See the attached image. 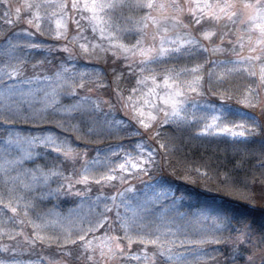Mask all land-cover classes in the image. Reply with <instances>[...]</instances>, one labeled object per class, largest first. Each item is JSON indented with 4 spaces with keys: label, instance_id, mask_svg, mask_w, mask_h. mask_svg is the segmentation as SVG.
<instances>
[{
    "label": "snow or ice",
    "instance_id": "obj_1",
    "mask_svg": "<svg viewBox=\"0 0 264 264\" xmlns=\"http://www.w3.org/2000/svg\"><path fill=\"white\" fill-rule=\"evenodd\" d=\"M262 92L264 0H0V264H217L210 245L264 264L248 216L191 211L192 192L153 176L173 151L166 128L264 137L244 110ZM113 128L127 146L89 159ZM249 159H177L173 173L251 204L264 151ZM62 197L77 199L62 210Z\"/></svg>",
    "mask_w": 264,
    "mask_h": 264
},
{
    "label": "trees",
    "instance_id": "obj_2",
    "mask_svg": "<svg viewBox=\"0 0 264 264\" xmlns=\"http://www.w3.org/2000/svg\"><path fill=\"white\" fill-rule=\"evenodd\" d=\"M59 53H52L50 56L44 57V53H37L36 58L51 59L55 62V58ZM183 61L177 63V67L182 66ZM45 67H49L45 65ZM99 67L102 70H107V67L103 64V61L99 62ZM110 78V77H109ZM128 85H122L127 87ZM96 93H94L95 95ZM99 95L105 96L106 93H100ZM67 102V101H65ZM257 121L264 125V104L260 107H256L253 110ZM24 131H29L28 125H20ZM195 128L193 129H176L166 128L165 132L168 134V142L172 146L173 151L169 154V163L164 165L163 169L157 168L159 176H164L171 182L174 188L179 189L181 192L190 191L193 193L191 200L188 202L191 211L205 206H222L224 208L233 210V214L239 217L240 215L248 216L254 223L253 228L256 229L257 234L261 229H264V189L259 185L253 189L255 196L254 201L251 204H246L242 201L233 199L232 197L225 196L223 193H217L215 191H205L201 187H197L183 179L179 178V173H173V168L176 167L177 159H186L191 161L194 165H208L211 168L217 166L227 165L234 157L240 155H247L250 157L248 161V169L251 170V165L256 162V158L261 151H264V137L260 135L250 136L247 139H231L228 137H212V136H195ZM80 143V142H77ZM123 143L127 146V139L123 132L117 129H111V134L105 132L103 137L96 142H90L87 144L88 156L94 157L96 151H106L110 146ZM84 145L81 143V147ZM43 162V161H41ZM261 170L255 169V172L259 174ZM242 172L240 175H243ZM148 178V177H146ZM141 182L136 181V186L141 187ZM55 186V185H53ZM97 189L93 186L92 195H96ZM110 190L105 189V194H109ZM63 203L61 209L66 210L71 207V201L76 200V197H69L67 199L61 198ZM235 223V222H233ZM238 226V225H236ZM211 251L214 247L221 248V255H215L217 264H232L230 258V251L226 247L210 245L203 246ZM259 260V257H257ZM237 264H243L242 260L238 258Z\"/></svg>",
    "mask_w": 264,
    "mask_h": 264
},
{
    "label": "rangeland",
    "instance_id": "obj_3",
    "mask_svg": "<svg viewBox=\"0 0 264 264\" xmlns=\"http://www.w3.org/2000/svg\"><path fill=\"white\" fill-rule=\"evenodd\" d=\"M221 59H225V58H227V56H222V57H220ZM100 62V61H99ZM98 62V63H99ZM260 100L261 101H264V92H262L261 93V96H260ZM228 103L229 104H231L232 106H234V107H242V106H240V105H238L237 103H236V100H232V101H228ZM264 103H260V102H258L257 103V105H256V107H260V106H262ZM256 107H254V108H248V109H244L245 111H247V112H249V113H251L253 116H255L254 114H253V110L256 108ZM114 115H115V117L116 118H119V116H120V113L119 112H117V113H114ZM205 136H212V137H221V136H224V137H228V138H231V139H244V138H240V137H232V136H230V135H227V134H219V135H205ZM249 138V137H248ZM88 158L89 159H91L92 157H89L88 156ZM156 174H158V171L157 170H155L154 172H153V176L154 177H158ZM143 181H146V182H151L150 180H149V178H146V177H142L141 178ZM141 187H143V185H141ZM140 187V188H141Z\"/></svg>",
    "mask_w": 264,
    "mask_h": 264
}]
</instances>
